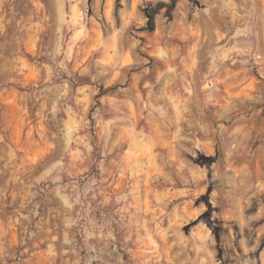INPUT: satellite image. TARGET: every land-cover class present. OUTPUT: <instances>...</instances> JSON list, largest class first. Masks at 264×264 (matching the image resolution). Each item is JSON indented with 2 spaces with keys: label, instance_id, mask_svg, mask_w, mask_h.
Returning a JSON list of instances; mask_svg holds the SVG:
<instances>
[{
  "label": "clouds",
  "instance_id": "clouds-1",
  "mask_svg": "<svg viewBox=\"0 0 264 264\" xmlns=\"http://www.w3.org/2000/svg\"><path fill=\"white\" fill-rule=\"evenodd\" d=\"M0 264H264V0H0Z\"/></svg>",
  "mask_w": 264,
  "mask_h": 264
}]
</instances>
